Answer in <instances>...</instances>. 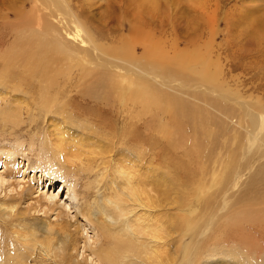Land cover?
Instances as JSON below:
<instances>
[{"label": "bare ground", "instance_id": "1", "mask_svg": "<svg viewBox=\"0 0 264 264\" xmlns=\"http://www.w3.org/2000/svg\"><path fill=\"white\" fill-rule=\"evenodd\" d=\"M100 2H102L100 6H104L102 13L104 17L98 22L100 25L91 24L84 28L80 23L81 17H84L88 24L92 21V17L87 15L84 8L95 7ZM123 5V0H85V2L76 0V3L73 0H0V33L6 32L5 27L10 22V14L24 24V30L33 26L30 32L23 33L32 37L28 39L16 37L18 40L13 42L9 51L4 49V45L8 46V43H0V64L4 66L0 76V220L11 223L13 233L17 227L19 228V232L17 230V233L15 232L22 246V249L18 248L21 253L20 256L18 255L19 264H264V261L250 259L247 252L209 244L219 242L220 238H223L218 231L219 225H226L225 234H232L233 231L230 229L243 234L245 231L240 226L244 222L250 224L251 229L253 226L258 228V225L264 227V215L252 216V218L226 215V219L223 215H180L182 208L179 204L186 197H182L184 194L180 190H175L176 185L174 189L170 186L172 179L169 171L153 169L156 159L154 160L152 155L153 147L148 131L145 136L143 135L146 145L140 147L142 150L135 156L130 152L128 146L134 144L136 146L139 143L137 136L139 128L148 130L152 109L157 104L161 106V91L167 92L168 96V92L176 90L172 86L173 83L176 82L177 90L181 91L194 86L196 82L186 79L185 87L182 82L176 81L180 79L179 76L173 81L172 72H169V63H165L162 58L157 59L156 56L155 59L161 62L139 68L135 66L134 69L122 65V61L119 59L118 62L116 57L108 59L117 50L108 44L110 42L114 44L123 41L124 53L135 54V45H131L128 38L125 40L122 31L111 34L113 23H116L120 29L124 27V22L118 20L121 19L122 15L119 12L122 13L124 10H122L125 6ZM123 12L125 14L127 11ZM149 18L151 22L158 23L155 15ZM128 22L131 23L132 20ZM176 23L178 24L177 21ZM134 28L136 27L132 25L131 29ZM115 35L118 37L115 38ZM34 37L49 43L47 47L49 53H45L47 56L40 55L32 59L30 56H24L23 53L37 43L33 40ZM102 41L108 43L101 44ZM52 55L70 59H76V56L80 55L81 58L77 59L79 64L77 65L76 62L73 69L78 70V66L90 64L95 70L103 73H98L100 75L96 78L91 72L82 74V77L94 83L92 86L78 89L69 84L73 78L74 71L71 72L73 69L63 73L55 71L62 62L53 61ZM15 58L19 60L16 65L18 67H10L12 59ZM37 60L38 63L43 64L42 74L37 70L35 73L33 70L30 71L29 66L39 67L36 64ZM64 63L71 65L72 60ZM13 64H16V61ZM8 68H12V71ZM203 72L204 77L201 80L206 81H202L203 84L195 89L205 87L206 91L217 94L218 89H221V85H217L218 78L208 71ZM80 74L78 70V75ZM114 77L118 78L120 83L111 88V91L100 86L103 81L111 83ZM35 80H40L39 88L33 83ZM27 84H33L31 89L23 87ZM31 91L32 95L28 98ZM63 94L68 102H77L78 108L84 113L96 111L102 117L100 120L108 115L117 125L116 132H103L100 130V125H89L88 122L81 125L69 122L59 126L56 120L49 121L51 117L63 116L67 112L58 108L62 106L67 110L66 101L61 102ZM218 96L219 102L213 104L205 102L202 105L204 109L195 100L190 103L180 99L173 103L168 102V113L176 109L178 116L182 115L185 123L192 124L191 131L197 135L202 126L193 125L196 116L205 115L207 119L209 115L206 114L207 110L217 105L223 106V111L229 110V107L224 106V103L229 101L228 96L224 94ZM99 99L102 101L95 105L94 102ZM88 100L93 103L92 106ZM33 108L34 110H29ZM24 112L31 118V123L36 117L46 119L49 132L44 131L43 139H40L47 155L39 152L26 154L23 142L19 140V135L25 130L21 126L25 123ZM218 115L225 118V113ZM142 120H146L144 126H140ZM215 120L217 121L216 118ZM254 121L251 129H255L256 136H253L257 139L264 129V115L256 116ZM213 127V132L219 131V133L214 132L217 138L225 137L221 134L222 131L227 134L231 132L225 127L224 122L219 126L217 121ZM188 129L186 127V130ZM30 133L31 131L26 134ZM113 137L115 139H112ZM249 140L252 143V138ZM35 146L36 144L32 143L30 148ZM260 147L262 148V143ZM170 148L172 147L169 146L168 150ZM41 160L47 165V169L43 168ZM145 162L147 165L151 163L152 169L146 168ZM53 169L73 180L70 183L61 181L62 179ZM256 169L260 170L258 180L264 185V165ZM176 174H174L176 177L182 175ZM219 179L213 175L212 184L218 185ZM242 180L243 175L235 177L233 188L238 187ZM59 181L62 186L55 194L52 189ZM65 189L68 191L66 198L63 199L62 194L65 193ZM200 194V199L207 196L205 191ZM260 195V198L264 199L263 190ZM260 198L255 200L252 198L250 201H257ZM173 207L175 210L179 208V215H169ZM40 214L45 218L49 217L50 222L53 223L49 222L46 226L37 229L34 226L36 223L33 225L31 220H37L41 217H38ZM72 222H76L75 234L82 238L83 246H80L79 241L74 242L75 238L72 239ZM53 228H57L58 231ZM241 236L236 234V240L247 242L245 233ZM1 241L0 253L2 251L6 254L7 259L8 252L1 248L10 241L6 239ZM260 248L257 244L248 251L257 252Z\"/></svg>", "mask_w": 264, "mask_h": 264}, {"label": "rangeland", "instance_id": "2", "mask_svg": "<svg viewBox=\"0 0 264 264\" xmlns=\"http://www.w3.org/2000/svg\"><path fill=\"white\" fill-rule=\"evenodd\" d=\"M73 2L76 3V0H73ZM101 3L102 2L92 8L89 6L84 8L87 11V15L92 17V21L89 22L90 24L86 23L84 17L80 18V23L84 28L91 24L93 26L100 25L98 22L104 17V14L102 16L104 6H100ZM123 4L125 6L123 5L124 8H122V10L124 9L127 12L124 14V10H121L122 13L119 12V14L122 16L121 19L118 20L124 22V27L120 29L116 23H113L111 25V34L121 33L122 31L124 37H126L125 40L128 38V42L133 46L135 45V54L124 53L123 41L114 44L112 42L108 43L107 41H102L101 44L108 43L111 44L113 49H117V53L115 51L116 55L113 53V56L108 59L116 57L118 62L119 59L122 61V65L124 64L125 66H130V68L134 69L135 66L139 68L150 63L155 65L161 62L157 59L162 58L161 60L165 63L168 62V65H170L169 72H172L174 78L171 79L173 81L179 76L180 79H176V81L182 82L185 87L186 82L184 80L186 79L194 80L196 82L194 86L188 89L185 88L181 91L177 90V84L175 82L172 86L176 88V90H174L175 92H168V96L167 92L162 90L160 101L162 104L161 106L157 104L152 109L153 114L149 117V129L147 128L148 130L144 131L139 128L137 132V136L139 137L138 145L136 144L135 146L134 144L128 146L130 152L135 156L136 153L138 154V152L142 150L140 147L146 145V139L144 137L145 133L148 131L151 135L153 147L152 155L154 160L156 159L153 164V169L169 171L170 177L173 180H169L171 183L170 186L174 189L176 185L177 187L175 190H180L181 193L184 194L182 197H186L185 199H182L180 201L181 204H179L182 208V213H179V208L175 210V207H173V211L170 212L169 215H223L224 219H226V215H240L246 218L264 215V212H261L264 210V199L263 197L260 198V192L262 190L264 191V185L259 182L258 178L260 177V170L256 169L264 165V138H262L264 137V129L261 131V134L258 135L257 139L253 136H256L255 129H251L254 126L256 116L264 115V0H123ZM151 15L156 16L158 23L150 21L149 16ZM9 20L10 22L7 23V26L9 27H5L6 32L0 33V43H8V46L4 45L6 51H9L13 42L18 40L16 37L20 39H28L32 37L30 34L23 33L30 32L33 29V26L31 25L29 26V29L24 30V24L20 23L18 18L12 14L9 15ZM129 20H132V22L129 23ZM161 21L163 22L162 24ZM14 25L17 26L14 27ZM132 25L136 28L131 29ZM118 30H120V32H118ZM24 35L27 36L25 37ZM1 36L4 37L2 38ZM114 37L117 38L118 35H115ZM33 40L37 41V43L33 44L32 48L23 53L25 57L30 56V59H32L35 56L39 57L40 55H46L45 53H49L47 49L49 46L48 42L45 43L36 37H34ZM155 56L157 59H155ZM51 58L53 61L62 62L59 68H56L55 71L58 70L63 73L71 71L76 62L78 65L79 61H77V59L81 58V56L77 55L76 59H70L58 58L56 55H52ZM71 60V65L64 63L65 61ZM15 61L16 64H13ZM18 61L17 58L12 59L10 67H15ZM38 61L39 60H37L36 64L39 67L29 66L31 68L30 71L33 70V73H35V70H37L42 74V69H44V67L43 64L38 63ZM207 61L208 63L206 64ZM28 63L26 64L28 65ZM8 69L12 71V68ZM8 69L5 70L7 71ZM3 70L4 66L0 64V76H2L1 72ZM78 70L81 73V76L78 75ZM78 70L73 69L71 71H74L72 73L73 78L69 82L70 85L76 86L78 89L83 86H92L94 83V81L82 77V74H88L91 72L96 78L100 75L98 73H103L99 70H95L90 64L78 66ZM174 71L178 72L174 73ZM203 71H208L209 74H214L218 78L217 85H221V89H218L217 94H212L209 91H206L205 87L195 89L203 84L202 81H206L201 80L204 77ZM40 80H35V82H33L36 83L37 88H39ZM119 83L120 81L118 78L114 77L111 83L103 81L100 83V86L111 91V88L118 86ZM32 85L33 84H27L23 87L31 89ZM219 94L228 96L229 101L224 103V106L229 107V110L223 111V106L217 105L215 108L208 109V113L205 111L207 115L209 114L207 119L205 115L200 117L196 116L193 125L202 126V129H199L197 135L191 131L192 124L185 123L182 115L180 117L178 116L176 109H172V112L168 113V102L173 103V101L180 99L190 103L195 100L199 102L201 104L200 107L204 109L202 105L205 102H208L209 104L219 102ZM31 95L32 91L27 97L29 98ZM62 101H66L65 104L67 110L62 106L58 108L67 112L63 116L51 117L49 121L56 120L59 123V126L69 122H73L77 125L88 122L89 125H100V130L103 132H116L117 125L112 122L113 119H110L108 115H106L103 120H100L102 117L99 116L96 111L84 113L78 108L77 102H68V99L64 94L61 96V102ZM88 101L90 102V100ZM101 101L102 99L96 100L94 104H99ZM237 101H239V104H237ZM92 104L93 103L90 102V106H92ZM29 110H34V108ZM36 113H38V111ZM176 113L177 115H175ZM220 113H225V118L218 115ZM242 114L244 115L242 116ZM211 116L214 118H211ZM215 118L217 119L219 126L224 122L225 127L231 130L228 134L225 131H222L221 134L225 135V137L217 138L214 132L219 133V131L213 132V126L217 123ZM24 119L25 123L21 124V126H23L25 130L19 135V140L23 142L26 154L39 152L40 154L47 155L48 153L43 149L41 142L44 131H46L45 133L49 132L48 125L45 122L46 119L44 117H36L34 122L31 123V118L26 112H24ZM145 121L142 120L140 126H144ZM232 122L236 125L232 124ZM48 123L50 124V122ZM174 127L176 128L174 129ZM186 127L189 129L186 130ZM169 128H171V130ZM30 131V134H26ZM161 131L164 132L161 133ZM247 132H249V134ZM163 134L166 136L164 135L163 137ZM248 136L249 138H252V143H250L249 138H247ZM198 137L201 138V140ZM112 139H115V137ZM32 143L36 144L34 148H30ZM161 143L162 145H160ZM178 143L181 144L179 145ZM261 143L262 148L260 147ZM166 146L172 148L168 150ZM164 148L165 150L167 149L168 152L165 151ZM179 149H182L183 151ZM158 155L161 158L157 157ZM158 159L160 160L158 161ZM166 160L169 165L166 163ZM40 163L44 169H47V165L43 163V160H41ZM205 163H207V165ZM175 165H178V168ZM145 167H150V169H152L151 163L150 165H147L145 162ZM167 167H169L170 170ZM175 168H177V170ZM233 168H235V170ZM53 170L60 176L62 179L61 181L70 183L73 180L58 172L57 169ZM176 172L177 174L180 173L182 175L176 177L174 175ZM201 173H203L202 176ZM213 175L214 177L217 176L220 178L218 180V185L212 184ZM240 175H243V180L238 187L234 189L233 185L235 177ZM159 176L160 175L158 174V177ZM180 176H182L183 179ZM179 178L182 181H180ZM61 181H59L54 189H52V191H55V194L61 189ZM257 181L258 185H256ZM181 182H183V184H181ZM212 190L215 192H212ZM67 191L68 190L65 189V193L62 194L63 199L66 198ZM202 191H205L207 196L200 199V193ZM255 191L257 192L255 193ZM252 198L254 200L258 198L260 199L257 201H250ZM92 200H90V202ZM257 209H259V211ZM38 217L40 218L35 221L31 220L32 224H38H33L37 229L41 226H46V224L50 222L49 217L45 218L42 214L38 215ZM10 225L11 223H5L0 220V230H2L0 231V241L2 240L1 242H3L5 239L10 241L6 246L1 248V250L7 251L9 256L6 259V254H3L1 251L0 262L2 264H19V256L21 253H19L20 250H18V248L22 249V246L20 244L21 241H19L15 234V232H19V228L17 227L13 233ZM72 225V239L75 238L73 239L74 242L79 241L78 243H80V246H83L82 238L77 233V235L75 234L76 222H72ZM240 228L245 231V236L248 238L247 242L243 243L238 239L236 240V234L242 237L241 235H244V233L242 234L241 232H236L234 229H230V231H233L232 234H225L226 225H219L218 231L223 238H220L219 242H210L209 244H216L219 248H235L240 252H247L249 258L254 261H264V227L258 225V228H254L253 226V229H251L250 224L244 222L241 224ZM53 229L57 230V228ZM6 230L8 231L7 233ZM16 241H19L20 243H17ZM255 242L261 248L258 249L257 252L248 251L249 248L257 245Z\"/></svg>", "mask_w": 264, "mask_h": 264}]
</instances>
